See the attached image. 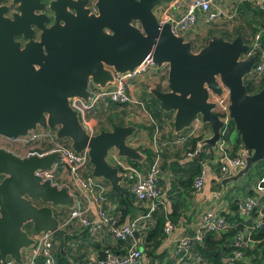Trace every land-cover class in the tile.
<instances>
[{
  "label": "water",
  "instance_id": "95a60500",
  "mask_svg": "<svg viewBox=\"0 0 264 264\" xmlns=\"http://www.w3.org/2000/svg\"><path fill=\"white\" fill-rule=\"evenodd\" d=\"M175 1L0 0V134L14 138L38 128L55 130L75 152L87 150L92 177L119 189L126 176L107 156L115 149L123 159L142 162V152L128 143L137 126L114 125L89 135L69 99L88 101L90 83L105 88L114 83V73L131 72L150 58L157 69H167L165 88L153 86L148 92L163 112L173 113V133L197 118L208 126L210 135L198 148H215L221 139L223 121L211 97L227 91L245 164L220 180L218 196L223 194L264 159V86L247 92L244 79L255 59L241 57L248 50L241 36L228 40L214 34L194 51L170 23H161L156 9ZM59 155L20 156L0 148L1 263L11 258L24 264L34 234L46 232L65 254L67 231L54 208L73 209L75 197L67 186L37 175L51 169Z\"/></svg>",
  "mask_w": 264,
  "mask_h": 264
},
{
  "label": "built area",
  "instance_id": "2783aa9c",
  "mask_svg": "<svg viewBox=\"0 0 264 264\" xmlns=\"http://www.w3.org/2000/svg\"><path fill=\"white\" fill-rule=\"evenodd\" d=\"M245 2L252 3L255 8L264 12V0H188L184 8L181 7V0H177L162 6L159 9L158 16L161 23H170L171 29L176 35H182L187 39V34L201 22H204L206 25L222 19L233 20L236 16L237 5ZM91 7L92 11H95L94 7ZM263 34L264 27L258 29L250 37L247 43L248 50L241 56L242 58L253 57L255 59L251 73L248 75L254 83H258L264 76ZM150 65L154 64L150 58H147L143 64L131 72L122 74L114 73V83L105 88H100L90 83V96L88 101L80 97H72L69 99L71 107L78 112L80 122L89 135H94L98 131L94 121L89 120L88 117L93 118V112L97 108L106 109L110 103L139 105L145 111L149 124H155L154 131L150 136L149 145L156 152V155L145 172H142L121 158L115 149L110 150L107 156V161L108 157H110L113 162H108L113 166L119 167L120 172L125 174V179L128 178L130 180L131 192L135 199L138 202H146L148 204V209L145 213L131 218L128 222L119 223L118 216L109 214L103 206L108 187L102 179L91 176V166L87 150H83L80 153L75 152L71 148L70 143L68 142L69 144H66L64 142L66 139H58L56 137V131L52 129L38 128L35 131L29 132L26 136L14 138L0 134V148L10 151H13L10 147H15L16 149L26 148L25 151L28 152L23 156H29L34 153L44 155L56 151L60 153L51 169L38 171L37 175L42 180L50 179L53 182L55 172L60 166L67 171V176L71 184L70 191H74L72 193L75 197V207L71 209L70 216L65 222L60 221L63 228L67 222L76 219L88 230L90 236L99 237L103 228H106L111 237L124 240L130 236H134V232L139 231L143 224L151 218V213L157 208L158 204L162 203V192L158 184L162 160L160 156V141L164 131L169 130L171 127H163L161 129L155 118L144 109L143 102L137 100L129 90L130 81L142 76ZM164 68L166 72L167 69L166 67ZM211 98L216 104L214 111L223 121L221 139L217 142L216 147L212 148L216 150L214 153L215 158H211V162L206 161L209 159L201 161L200 170L195 175L192 183L194 192H199L203 189L206 174L209 170L207 165H209L211 170H213L211 165H217L218 171H214L217 175L225 177L234 174L238 168L243 167L245 164L241 156V149L238 154L230 155L226 147V140L223 138L228 132L230 122L227 91L224 90L220 96L212 95ZM163 119L165 125L172 126V116L167 115ZM203 128L204 125L197 118L191 123L189 128L178 133L174 142L176 144H182L190 137H197L204 133ZM208 131L210 133V130ZM41 143H46L47 148L42 149ZM198 150L195 149L193 152L188 153L187 156L192 157ZM88 165L90 166V170ZM254 189L259 196L248 197L239 203L240 209L246 216L253 210H256L257 216L255 217V225L253 228L246 227L234 237L233 243L238 248L243 246L247 241H253L250 238L251 229L260 228L264 223V212L258 210V208L264 206V201L262 202L259 199V197L264 196V173L255 182ZM93 207L95 208L97 217L91 218L88 214ZM228 226L229 224L226 218L216 209L203 211L200 214L197 225L190 234H183L174 239L171 256L173 259L172 264H201L204 256L201 252L196 251L194 246L202 243L206 233L211 232L215 234L221 230H225ZM174 229L175 226L170 220L164 222L163 230L166 235H170ZM34 238L35 243L24 252V264H57L55 256L56 241L51 238V233L34 234ZM232 253L233 255L229 258L228 264H234L236 258L242 257L240 250H233ZM96 262L97 264H144V258L141 249L137 248V243L134 242L123 255L120 256L107 252L105 257L97 258ZM0 264L16 263L13 259L7 258L3 263L0 262Z\"/></svg>",
  "mask_w": 264,
  "mask_h": 264
},
{
  "label": "trees",
  "instance_id": "16d2710c",
  "mask_svg": "<svg viewBox=\"0 0 264 264\" xmlns=\"http://www.w3.org/2000/svg\"><path fill=\"white\" fill-rule=\"evenodd\" d=\"M244 4V5H243ZM243 4L237 5L236 16L242 17L247 14H243L245 12L251 13L249 11H254L253 13L254 18L253 21L248 22L254 26V30L251 34L245 33V30L240 28H236L233 30L234 33H230L224 29L226 26H229L230 21L222 19L220 20V24H216V28L218 30L212 29L209 31V36L205 40V43L211 36L210 34H217L222 36L225 39L232 40L237 36H241L243 40L248 43L250 37H252L253 33H255L258 29L264 27V12L259 11L255 6L250 2H245ZM242 8L244 9L243 11ZM235 18V17H234ZM246 22L244 21V26H246ZM231 24L230 27H232ZM251 26V25H250ZM252 27V26H251ZM213 28V27H212ZM221 28V29H220ZM190 33V32H189ZM188 33V34H189ZM252 35V36H251ZM263 41H264V34H263ZM204 43V44H205ZM244 84L247 89L248 93H254L259 91L264 86V76L258 82L254 83L251 79L246 76L244 79ZM147 85V84H146ZM148 86H144L146 89ZM156 87L160 90H163L160 85H156ZM146 97L142 96L145 100V109L155 118L157 124L163 129L165 127V122L163 117L167 115L170 116V113L163 112L159 108L158 101L153 97L150 92H146L144 94ZM143 100V101H144ZM115 106H129L128 104H120V103H110V105L105 109L97 108L95 112H93V116L97 119L102 117V113L112 111ZM111 107V108H110ZM112 109V110H111ZM127 124H134L131 122H118L114 123L112 121L108 128L100 126L99 130L106 129L110 130L114 125H127ZM155 124H148L145 128L147 130V134L149 136L152 135L154 131ZM167 131H164L161 137V147H160V156H161V174L163 170H168L173 174H177L178 177L170 180V188L168 198L171 200L173 199V194L179 197L181 196L182 192H188L189 190L193 191L192 187V176L198 174L201 161L205 160L206 158H212L211 147L209 145H202L201 148H198V142L202 139V134L198 135L197 137H190L182 144H176L174 140L178 136V134L173 133V128ZM234 128L233 122L230 120L229 122V129L227 134L223 137L226 141L229 138V134L231 130ZM98 130V131H99ZM185 131V130H184ZM66 144H69L67 140H64ZM230 150L228 151L230 155L238 154L239 150L242 149L241 140L237 133L235 140L229 144ZM41 148H47L46 143H41ZM138 150L142 151L146 154V163L145 162H137L125 159L129 164L138 168L142 172H145L151 162L153 161L156 152L150 146H139L136 147ZM195 149H199L196 154L192 157L187 156L188 153L193 152ZM207 151V152H206ZM187 158L185 163L180 164L179 160ZM213 170H217V165H211ZM90 170V166L88 165ZM62 170L60 166L56 172L54 177V182H58L57 179V171ZM264 173V159L256 163L246 174L247 182L244 184H230L227 186L225 192L223 193L224 201L228 203V208L225 210H221L220 214L223 215L229 226L225 230H221L217 233L208 232L204 235L202 243L196 244L194 249L199 251L204 256V260L201 264H228L229 258L233 255V250H240L242 252V257L236 258L234 264H264V223L261 225L260 228L251 229L250 238L253 241H247L241 247H236L233 243L234 237L239 233V231L244 230L246 227L253 228L255 225V217L257 216L256 210L249 212V215H245L239 207V203L242 200H245L248 197L252 196H259L257 192H255L254 185L253 187L249 184L251 181L256 182L257 179ZM86 174V173H85ZM160 174V177H161ZM217 175V174H216ZM161 178L158 180V184L161 183ZM104 181V180H103ZM126 184H121L119 189H109L106 192L105 202L107 203L108 198L111 200L112 205L115 204L114 208L106 207L103 205L105 209H107L109 214H115L119 218V223L126 222V216L132 213L134 209V202L137 203L138 201L135 199L133 193L131 192L130 188V180L128 178L125 179ZM105 184L108 182L104 181ZM160 185V184H159ZM160 187V186H159ZM189 187V190L187 189ZM182 188V189H181ZM161 189V188H160ZM181 189V190H180ZM221 189V184L218 182L214 186V190L219 191ZM162 192V190H161ZM260 201H264V196L259 197ZM162 203H159L157 208L151 213V218L147 220L143 226L139 229L138 237L130 236L124 240L121 239H113V241L106 242L103 246L98 244L97 239L102 236L103 232H107L106 228H103L99 237L90 236L88 230L83 227L76 219H73L67 222L64 225V228L67 231L65 236V254H61L59 250V243L56 242L55 246V256L57 260V264H97V258L105 257L107 252H111L117 255H123L124 252L134 243H137V248L141 249L144 264H160L163 261L164 256L166 255L165 249V241L167 235L163 230L164 222L166 220H170L172 223L176 222L177 217L179 216L176 214L175 207L178 208L176 203L179 205V202H172L170 208L166 209V202L163 197L161 196ZM139 203V202H138ZM264 212V206L258 208ZM147 211V209H146ZM145 211V212H146ZM71 210L66 208H54L55 216L61 221L65 222L67 218L70 216ZM176 214V215H175ZM173 223V225H174ZM175 226V225H174ZM25 229L31 232V224L25 226ZM175 230V229H174ZM173 230V231H174ZM172 231V232H173ZM108 233V232H107ZM191 233V232H190ZM186 233V234H190ZM140 241V243H138ZM78 241H81L79 243ZM91 246L92 250H95V253L89 255L87 252L88 247ZM25 261V256H24ZM173 259H169L165 262V264H172Z\"/></svg>",
  "mask_w": 264,
  "mask_h": 264
},
{
  "label": "crops",
  "instance_id": "0c3cea01",
  "mask_svg": "<svg viewBox=\"0 0 264 264\" xmlns=\"http://www.w3.org/2000/svg\"><path fill=\"white\" fill-rule=\"evenodd\" d=\"M167 4H163L161 5L159 8L156 9V14L159 15V9ZM186 3L183 4V1L181 2V7H185ZM244 5V4H243ZM182 10V9H181ZM244 9L242 8L241 11H243ZM243 14H249L247 12L243 13ZM247 16V15H244ZM217 22H221V21H217ZM204 22H201L197 27H199V30H201L199 33H203V29H204ZM196 28L192 29L190 31L193 33H196ZM164 69H158L156 70V73L154 76H151L150 78L146 77V72L143 74L144 76H141L142 79H138L136 78L135 80H140L143 81V83L149 84L150 81L157 83L158 85H160V87L165 88L166 86V82H167V71H166V76L164 77ZM148 88L149 86L145 89L144 87L142 88V94L144 97H146L144 94L146 92H148ZM144 89V90H143ZM106 111V109H105ZM170 116H172L173 118V113H170ZM130 117L126 116V121L129 120ZM149 124V120L148 122H146V125ZM144 127V126H143ZM166 128H170L169 125H165ZM204 133L202 134V138L204 137H208L210 135L209 133V128L204 126ZM98 131V129H97ZM146 128H143V131L141 134H137L135 136H132L131 138L128 139V143L131 146L136 147H146V146H150V136L146 133ZM131 142V143H130ZM217 145V144H216ZM226 147L228 149V151L230 150V146L228 143V140L226 141ZM142 152V151H141ZM207 152V151H206ZM212 152V158H215L214 153L216 152V150L211 149ZM142 154L144 155V159L142 162L146 163V154H144L142 152ZM198 156V154H196V157ZM209 160L206 161H210L211 158H206ZM125 160V159H124ZM187 161V158L184 159H180L179 163H185ZM210 164V163H209ZM211 165V164H210ZM207 167L209 168L207 174H206V179H205V183L203 186V189L199 192H194L189 190V187L187 188L189 191L185 192V191H181L182 194L181 196H175L176 194H173V199H169L168 198V194L169 193V188H170V180L177 178L178 175L177 174H173L168 171V170H163L162 174H161V183H159L160 188L162 190V194L163 197L165 199L166 202V209L167 210H172L170 208L171 205V201L172 202H179V205L176 203V205L178 206V208L175 207V211L176 214H178L179 216L176 219V222L174 223L175 225V230L170 234L167 235L166 241H165V249H166V255L163 258V261H161V264H165V262L169 259H171L172 257V251H173V244H174V239L180 235L186 234V233H190L194 227L197 225L200 214L205 211V210H210V207H215V209L220 212L221 210H225L228 208V203L224 201L223 194H221L220 196H218V194H220V191L214 190V186L215 184H217L218 182L220 183V180L224 177H221L219 175H216V172L214 170H211L209 165H207ZM63 169V168H62ZM57 175V174H56ZM195 177V176H194ZM67 178V171L65 169L61 170V173L59 175H57V179L59 180V183L56 182L58 185H64L61 183H65L67 184V182H65V179ZM192 180H193V176H192ZM105 181V180H104ZM247 182L246 179V174L241 177L237 182H232L229 183L230 184H244ZM127 182H125V178L123 180V182L120 183L121 184H126ZM221 184V183H220ZM249 184H251V186L253 187V185L255 184V182H250ZM227 185V186H229ZM108 190L110 189L109 184H107ZM222 188V185H221ZM227 188V187H226ZM182 189V188H181ZM180 189V190H181ZM107 190V192H108ZM226 190V189H225ZM74 192V191H72ZM225 192V191H224ZM73 194V193H72ZM74 195V194H73ZM103 205H106V207H111L114 208L115 204L112 205L111 200L108 198L107 203L104 202ZM146 209H148V204L146 202H134V209L132 210L131 214H128L126 216V222H128L131 218L136 217L139 214H143L145 213ZM175 214V215H176ZM91 218L93 217H97L96 213H95V208L93 207L91 212L88 214ZM138 237V236H137ZM56 242H58L57 240H55ZM98 244H100L101 246H103L106 242L108 241H113V239L111 238V235L107 232H103L102 236L99 237V239H97ZM141 240H139L138 243H140ZM79 243H81V241H78ZM93 248H91V246L88 247L87 252L89 255H92L93 253H95V250H92Z\"/></svg>",
  "mask_w": 264,
  "mask_h": 264
},
{
  "label": "rangeland",
  "instance_id": "374dc122",
  "mask_svg": "<svg viewBox=\"0 0 264 264\" xmlns=\"http://www.w3.org/2000/svg\"><path fill=\"white\" fill-rule=\"evenodd\" d=\"M182 1H183V4L188 2V0H181V2ZM249 12H251V13L247 14V16H242V17H240V15L239 16H235V18H233L234 19L233 22H230L232 20H228V22H230L229 26H226L224 29H226L227 31H230V33L231 32L234 33L233 30L236 29V28L242 27V29H244V30L246 28L245 33H248V36H249V34H251L252 31L254 30V26L250 23V25L252 26L251 27L248 24V22L253 21V18H254V15H255L253 13L254 11H249ZM244 21L247 24L246 26H244ZM216 24H220V22H213V23L206 24L204 26L203 33H199L201 30H199V27H196V29H195L196 33L191 32V33L187 34V36H186L187 40H190L192 42V48L195 51L199 50L204 45L205 40L208 38L209 31L211 29H212V31L213 30H218L216 28ZM231 24H233L232 27H230ZM210 35H214V33L210 34ZM156 70H158V69H157V67L155 65L148 66L146 74H145L146 77L150 78L151 76H154L155 73H156ZM142 76H144V75H142ZM163 76L164 77L166 76V72L165 71H164ZM138 79H142V77L140 76V78H138ZM138 79L137 80L133 79V80L130 81L129 90H130V93H132V95L137 100H141L143 102L144 109H145V103L146 102H145V100L142 97L143 96L142 88L144 86L153 87V86H156L158 84L150 81L149 84L146 85V83H143V81H140ZM128 105L129 106H123V107L122 106H115L113 110L111 109L112 111H108V112L102 113L103 116L100 117V118H97V119L94 116H93V118L92 117H88V118H89V120L91 119L92 121H94L95 126H96V128L98 130H99L100 126L108 128L112 121H114V123H118L120 121L121 122H125V123L126 122L135 123V124H137V131H136V133L133 136H135L137 134H141L142 131H143V128L147 126L146 125V122H148L147 115H146L145 111L142 109L141 106L135 105V104H133V105L128 104ZM126 116L130 117L129 120H127V121H126ZM204 126L208 127L207 125H204ZM146 133H147V131H146ZM236 136H237V132L233 128L231 130V133L229 134L228 143L229 144L232 143L233 140H235ZM10 148L13 149L12 152H14V153H16V154H18L20 156H23V155H25L28 152V151H25L26 148H19V149H16L15 147H10ZM108 161L110 163L113 162L110 159V157H108ZM60 173H61V170H58L57 171V175H59ZM65 182H67V184H65V183H61V184H64L65 186H67L71 190V184L69 182L68 176L65 179ZM210 209H215V207H210Z\"/></svg>",
  "mask_w": 264,
  "mask_h": 264
},
{
  "label": "flooded vegetation",
  "instance_id": "af4514ba",
  "mask_svg": "<svg viewBox=\"0 0 264 264\" xmlns=\"http://www.w3.org/2000/svg\"><path fill=\"white\" fill-rule=\"evenodd\" d=\"M194 50V49H193ZM195 51V50H194Z\"/></svg>",
  "mask_w": 264,
  "mask_h": 264
}]
</instances>
